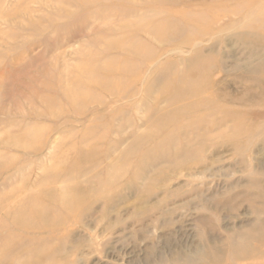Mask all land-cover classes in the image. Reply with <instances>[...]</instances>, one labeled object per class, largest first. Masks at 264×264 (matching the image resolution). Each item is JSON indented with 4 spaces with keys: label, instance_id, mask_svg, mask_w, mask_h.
<instances>
[{
    "label": "rangeland",
    "instance_id": "rangeland-1",
    "mask_svg": "<svg viewBox=\"0 0 264 264\" xmlns=\"http://www.w3.org/2000/svg\"><path fill=\"white\" fill-rule=\"evenodd\" d=\"M0 264H264V0H0Z\"/></svg>",
    "mask_w": 264,
    "mask_h": 264
},
{
    "label": "bare ground",
    "instance_id": "bare-ground-1",
    "mask_svg": "<svg viewBox=\"0 0 264 264\" xmlns=\"http://www.w3.org/2000/svg\"><path fill=\"white\" fill-rule=\"evenodd\" d=\"M213 95H214V93H213ZM199 97H200V96H199ZM211 97H212V96H211ZM211 97H210V98H211ZM191 104H192V103H191ZM193 105H194V104H193ZM195 109H196V108H195ZM193 110H194V108H193ZM192 140H193V139H192ZM192 140H191V141H192ZM189 141H190V140H189Z\"/></svg>",
    "mask_w": 264,
    "mask_h": 264
}]
</instances>
